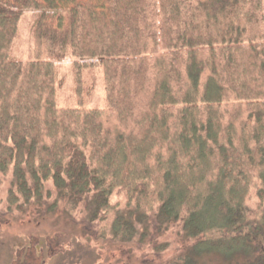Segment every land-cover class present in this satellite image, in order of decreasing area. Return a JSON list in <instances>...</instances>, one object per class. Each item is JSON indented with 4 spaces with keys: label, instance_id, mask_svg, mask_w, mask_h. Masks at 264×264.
Wrapping results in <instances>:
<instances>
[{
    "label": "trees",
    "instance_id": "obj_1",
    "mask_svg": "<svg viewBox=\"0 0 264 264\" xmlns=\"http://www.w3.org/2000/svg\"><path fill=\"white\" fill-rule=\"evenodd\" d=\"M25 13L37 49L22 62ZM66 57L77 97L100 67L104 109L56 106ZM0 177V219L63 210L144 261L175 238L182 264H264V0H0ZM32 246L24 262L41 264Z\"/></svg>",
    "mask_w": 264,
    "mask_h": 264
},
{
    "label": "rangeland",
    "instance_id": "obj_2",
    "mask_svg": "<svg viewBox=\"0 0 264 264\" xmlns=\"http://www.w3.org/2000/svg\"><path fill=\"white\" fill-rule=\"evenodd\" d=\"M34 18L32 13H25L20 19L11 49L12 59L22 62L34 59L37 49L32 34ZM73 63L70 57L55 62L56 106L75 108L82 104L85 109H104L105 93L100 67H89L81 71L83 91L82 95L77 97L72 72ZM8 188V181L0 177V207L5 204ZM126 210H122L123 215H127ZM37 214L36 208H30L0 219V264H27L22 254L28 252L32 245L36 248L37 256L41 258V264H182V259L188 255V247H185L188 245L182 240L171 238L162 261H151L153 260L151 255H147L149 258L146 257L147 260L144 261L139 258L136 248L125 254L127 249L96 241L89 234L84 235L63 210L50 214L42 220L37 219ZM81 216L83 215L79 210L73 214L74 219L78 221ZM114 217L115 214L110 213L104 226L107 225L109 228ZM136 226L141 228L140 225L136 224ZM49 247L58 253L48 257L46 253ZM191 262L192 264H243L238 256L225 259L217 255L194 256Z\"/></svg>",
    "mask_w": 264,
    "mask_h": 264
}]
</instances>
